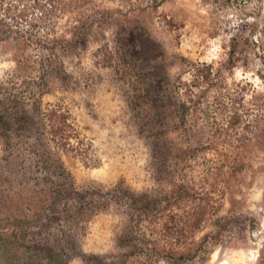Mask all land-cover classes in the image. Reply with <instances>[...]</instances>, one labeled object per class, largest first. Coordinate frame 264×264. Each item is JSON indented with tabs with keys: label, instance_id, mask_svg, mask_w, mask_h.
I'll list each match as a JSON object with an SVG mask.
<instances>
[{
	"label": "rangeland",
	"instance_id": "rangeland-1",
	"mask_svg": "<svg viewBox=\"0 0 264 264\" xmlns=\"http://www.w3.org/2000/svg\"><path fill=\"white\" fill-rule=\"evenodd\" d=\"M261 109L264 0H0V264H264Z\"/></svg>",
	"mask_w": 264,
	"mask_h": 264
},
{
	"label": "trees",
	"instance_id": "trees-1",
	"mask_svg": "<svg viewBox=\"0 0 264 264\" xmlns=\"http://www.w3.org/2000/svg\"><path fill=\"white\" fill-rule=\"evenodd\" d=\"M193 81V84L194 85H197V86H200L201 83H204V82H208V81H203V80H207L206 77H203V75H194V78L192 79ZM201 80V81H200ZM192 94V93H191ZM193 96V95H192ZM194 97V96H193ZM192 98V97H191ZM261 113H259V115L257 116L258 117V120L261 119L262 117H264V109L262 110H259ZM208 117H211L209 114H207ZM194 120V119H193ZM47 122H48V125H49V128H50V133L51 135H56L58 136V138L62 141H66L69 139V135H70V129L69 127H67V125H65V121L64 119L60 118L59 116H57V114H53V112L51 114H49L47 116ZM189 122H192V119L189 118ZM213 126L215 125V123L213 122L212 124ZM211 126L212 130H213V134L214 136L216 137L217 135H222V137H225L227 136V131L226 129L223 127V125H221L220 127L218 126L217 128L216 127H213ZM216 126V125H215ZM196 129V125L193 124V125H189V127L187 128V131L188 132H192ZM210 132V131H209Z\"/></svg>",
	"mask_w": 264,
	"mask_h": 264
},
{
	"label": "bare ground",
	"instance_id": "bare-ground-1",
	"mask_svg": "<svg viewBox=\"0 0 264 264\" xmlns=\"http://www.w3.org/2000/svg\"><path fill=\"white\" fill-rule=\"evenodd\" d=\"M261 242V241H260Z\"/></svg>",
	"mask_w": 264,
	"mask_h": 264
}]
</instances>
